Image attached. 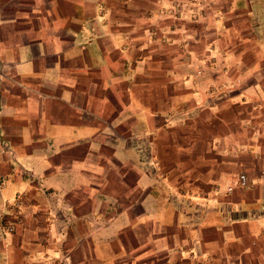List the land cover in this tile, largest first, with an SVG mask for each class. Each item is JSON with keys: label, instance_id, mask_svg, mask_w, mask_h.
<instances>
[{"label": "crops", "instance_id": "1", "mask_svg": "<svg viewBox=\"0 0 264 264\" xmlns=\"http://www.w3.org/2000/svg\"><path fill=\"white\" fill-rule=\"evenodd\" d=\"M176 1L0 0V264H264L261 56Z\"/></svg>", "mask_w": 264, "mask_h": 264}, {"label": "rangeland", "instance_id": "2", "mask_svg": "<svg viewBox=\"0 0 264 264\" xmlns=\"http://www.w3.org/2000/svg\"><path fill=\"white\" fill-rule=\"evenodd\" d=\"M185 3L188 7L195 5L196 1L194 0H186L184 1H176L175 5ZM207 3V0H206ZM173 4V3H172ZM205 4V2H204ZM191 5V6H190ZM217 5V4H216ZM218 9H220V13L210 15L209 17L217 18L218 21L216 23H220L226 30L227 34L233 37L235 42H238L240 46H243L241 43L243 39H248L246 42V50L243 53V59L248 64L251 62L253 54L250 53L249 46H255L258 48V53L261 56V71L264 70V0H220ZM235 7V8H233ZM231 9V10H230ZM160 10V9H159ZM167 10L161 9L160 11ZM203 11H201L202 13ZM190 21L196 22L199 14L194 15L188 14ZM206 16V15H205ZM158 25L162 22H165L169 16H166V13L163 11L160 12L156 16ZM181 19V16L176 18L175 20ZM210 22H214L211 19ZM211 25V24H210ZM208 45L206 50V56H210L211 53L208 52ZM208 63H217L216 61L212 62L211 60H205V66L209 67ZM224 70V67H222ZM215 93V92H211ZM103 162V161H102ZM106 162V161H105ZM104 163V162H103ZM240 175L239 173L236 176ZM99 177V175H97ZM227 187V186H226ZM226 187L222 189L214 190L215 194H220L221 196H229L231 192H226ZM241 189V188H240ZM244 189V188H243ZM103 192H112L111 188H105L102 190ZM116 191V190H114ZM101 192V191H100ZM115 194V192H112ZM66 200L69 201L70 195L65 194ZM69 242V240L67 241ZM54 264H62L61 262L55 261Z\"/></svg>", "mask_w": 264, "mask_h": 264}, {"label": "built area", "instance_id": "3", "mask_svg": "<svg viewBox=\"0 0 264 264\" xmlns=\"http://www.w3.org/2000/svg\"><path fill=\"white\" fill-rule=\"evenodd\" d=\"M191 6V5H190ZM168 11H170V16L174 18H178L182 16L187 10L188 6L183 3V4H177V5H171L170 8H167ZM193 14V12L191 13ZM194 15H198L195 14ZM234 185L238 188H246L247 186V181L244 175L240 174L236 176L235 178V183ZM233 189V186H227L226 187V192H231ZM216 189L215 191H217ZM22 200L23 196L21 194H17L14 196L12 201H10L7 204V217H3L2 219V228L6 233H12L15 230V226L20 223V215H21V208H22ZM55 261L49 260L48 264H54Z\"/></svg>", "mask_w": 264, "mask_h": 264}]
</instances>
